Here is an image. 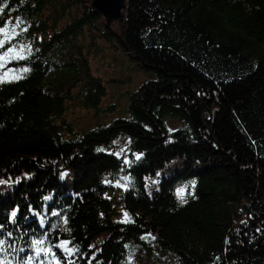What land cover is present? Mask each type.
<instances>
[{"label":"trees","instance_id":"obj_1","mask_svg":"<svg viewBox=\"0 0 264 264\" xmlns=\"http://www.w3.org/2000/svg\"><path fill=\"white\" fill-rule=\"evenodd\" d=\"M93 1L0 0V259L264 264V0Z\"/></svg>","mask_w":264,"mask_h":264},{"label":"rangeland","instance_id":"obj_2","mask_svg":"<svg viewBox=\"0 0 264 264\" xmlns=\"http://www.w3.org/2000/svg\"><path fill=\"white\" fill-rule=\"evenodd\" d=\"M115 27V26H114ZM105 45V44H103ZM112 56V54L110 53H105V61L107 62V60H109ZM103 59L100 61V60H97L95 62L92 63V66L94 68V70H96V72L94 74H98L99 76H101L102 78L107 76H113V73L114 71H119L118 69V66H114L112 65V67H108V63H106ZM113 68V69H112ZM138 73H137V78L135 80L139 81V79L141 78H145V77H153L152 76V73L150 72H143L142 69L138 68ZM109 92H113L114 91V88H109L108 89ZM119 90H121L119 88ZM115 100V98H113ZM122 103V102H120ZM76 111V117L78 119L79 122H81L82 124H85L86 120L88 119V116H85V114L83 113L82 110L80 109H75ZM75 118V116H73Z\"/></svg>","mask_w":264,"mask_h":264},{"label":"water","instance_id":"obj_3","mask_svg":"<svg viewBox=\"0 0 264 264\" xmlns=\"http://www.w3.org/2000/svg\"><path fill=\"white\" fill-rule=\"evenodd\" d=\"M93 7L103 16H105L107 25L111 20H118L122 17L125 9V0H94Z\"/></svg>","mask_w":264,"mask_h":264},{"label":"snow or ice","instance_id":"obj_4","mask_svg":"<svg viewBox=\"0 0 264 264\" xmlns=\"http://www.w3.org/2000/svg\"><path fill=\"white\" fill-rule=\"evenodd\" d=\"M6 31H7L6 29H0V32H6ZM3 44H4V42L0 41V47H3ZM9 51H11V49H9ZM5 55H7V53ZM0 183H2V181H0ZM192 187H195V182L194 181L192 182ZM184 192H185L184 188H180V189L177 190V196L181 200L182 203L186 202L185 199H184ZM53 215H56V213H53ZM124 215H125V221L124 222H128V214L125 213ZM12 216L15 217L16 213L13 212ZM4 243H5V241L0 240V252L4 251V248H3ZM32 244L35 247L37 245L43 244V241L42 240H34V241H32ZM62 247H63V245H62ZM48 251H49L48 249H44V253L45 254H47ZM36 254H37V256L40 255V249L39 248H36ZM0 264H6V262L4 260L0 259Z\"/></svg>","mask_w":264,"mask_h":264}]
</instances>
